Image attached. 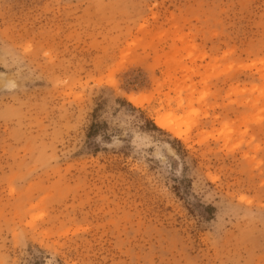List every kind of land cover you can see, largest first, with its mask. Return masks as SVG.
<instances>
[{
	"label": "rangeland",
	"instance_id": "rangeland-1",
	"mask_svg": "<svg viewBox=\"0 0 264 264\" xmlns=\"http://www.w3.org/2000/svg\"><path fill=\"white\" fill-rule=\"evenodd\" d=\"M0 264H264V0H0Z\"/></svg>",
	"mask_w": 264,
	"mask_h": 264
},
{
	"label": "bare ground",
	"instance_id": "bare-ground-1",
	"mask_svg": "<svg viewBox=\"0 0 264 264\" xmlns=\"http://www.w3.org/2000/svg\"><path fill=\"white\" fill-rule=\"evenodd\" d=\"M155 123H157V125L162 126V127L165 126V122H163V120H160V119H158L157 122H155Z\"/></svg>",
	"mask_w": 264,
	"mask_h": 264
}]
</instances>
